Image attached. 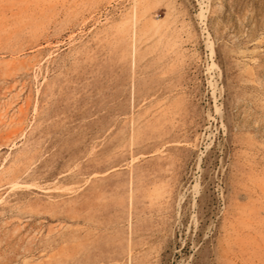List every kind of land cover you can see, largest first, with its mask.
<instances>
[{"label": "rangeland", "instance_id": "obj_1", "mask_svg": "<svg viewBox=\"0 0 264 264\" xmlns=\"http://www.w3.org/2000/svg\"><path fill=\"white\" fill-rule=\"evenodd\" d=\"M0 264H264V0H0Z\"/></svg>", "mask_w": 264, "mask_h": 264}]
</instances>
